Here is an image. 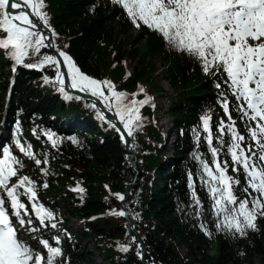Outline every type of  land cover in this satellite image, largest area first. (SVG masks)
<instances>
[{"label":"snow or ice","instance_id":"obj_1","mask_svg":"<svg viewBox=\"0 0 264 264\" xmlns=\"http://www.w3.org/2000/svg\"><path fill=\"white\" fill-rule=\"evenodd\" d=\"M113 2L122 6L134 26L143 24L155 30L167 47L195 57L205 73L215 69V73L223 78L216 80L215 86L225 85L217 98L228 119L220 118L214 136L210 110L201 116L203 139L211 153V162L200 148V130L194 131L197 144L193 156L198 161L199 182L211 197L216 229L232 235H246L248 228L257 227V217L264 216V0ZM45 7V0H0V32L3 33L0 47L14 61L13 70L17 65L54 68V75H45L44 81L55 82L54 86L70 99L72 93L66 90L65 71L61 69L62 64L66 65L71 88L90 93L98 102H103L106 111L112 113L111 117L99 109L97 103H92L91 107L97 110L101 119L107 120L110 127L116 128L125 144L137 147L135 133L142 130L144 121L141 108L154 101V97L142 85L136 92L129 93L118 90L110 79H98L83 71L67 50L58 48L53 42L52 37L59 33L50 23ZM49 31L50 35L46 34ZM32 54L37 60L26 63V58ZM139 93H144L142 99L138 98ZM229 93L235 98L240 119L255 122V126L246 125L247 137L239 131L236 118L232 116ZM152 107H155L154 103ZM44 135L53 147L62 142L51 130H46ZM128 138H132L131 141ZM69 139L78 142L75 136ZM214 140L217 143L214 144ZM246 140L250 142L246 144ZM15 144L24 156L34 160L35 165L48 163L47 158L37 155L31 144L25 145L20 138ZM222 153L230 156L231 168L236 175L229 173V161L221 159ZM25 166L23 159L11 148L3 149L0 155V264H64L61 235H55V243L42 234L33 236L32 239L42 246L37 248L18 234L21 230L39 234L37 225L48 228L46 221L52 222V228L59 227L55 211L39 199L37 180L28 174H20L19 170ZM241 169L243 182L239 178ZM39 171L47 174L49 169L40 167ZM187 176L192 202L198 209L202 208L193 171L189 170ZM43 185L47 186L46 180ZM77 188L81 192L84 190L79 183ZM114 195L125 199L124 193ZM119 213L125 214V209L121 208ZM25 225H28L26 229ZM200 226L211 234L207 225L202 223ZM63 231L67 233L66 229ZM131 239L135 241L137 237L133 235ZM117 247L127 252L131 245L118 243ZM137 255L144 258L143 245H139Z\"/></svg>","mask_w":264,"mask_h":264},{"label":"trees","instance_id":"obj_2","mask_svg":"<svg viewBox=\"0 0 264 264\" xmlns=\"http://www.w3.org/2000/svg\"><path fill=\"white\" fill-rule=\"evenodd\" d=\"M47 1L52 11V25L68 40V52L86 73L96 78L111 74L128 89H134L138 81L147 79L158 86L160 81L150 79L157 73L156 60L167 61L169 66L163 71L164 78L179 92V98L171 101L168 112L176 129L183 128L182 136L178 135L173 144L171 165L163 163L162 151L158 149L164 126L159 128L150 116L143 130L135 133L139 175L129 192L127 205L137 225L129 230L126 219L119 216L98 217L88 222L87 230L77 242L65 240L64 248L73 264H82L86 258H91L92 253L80 242L85 238L95 240L108 264H142L137 255L141 242L147 251L146 264H264V220L262 230L245 240L226 235L207 238L197 227L196 207L189 197L186 179V170L195 172L189 123H194L213 99L210 82L201 80L196 63L181 60L154 33L145 30L131 33L119 10L107 11L98 0ZM124 57L135 62L130 78H125L121 63ZM113 61L118 65L112 67ZM0 65L4 68L5 63L0 61ZM38 78L33 70L19 72L17 103L21 101L26 110L40 112L45 119L51 115L67 119L76 114L87 120L93 118L90 108L87 110L76 101L64 103L59 94L41 86ZM5 89L6 84H0V97ZM52 123L60 125V120ZM75 123L80 131L79 143L66 144L54 153L50 190L61 184L63 189L59 190L63 192L75 182L84 183V203L79 204L73 194L65 195L70 203L66 214L88 220L106 213L112 206L119 207L114 193L123 191L136 172L132 168L133 155L114 132H99L93 121L91 127ZM98 136H103V142H99ZM133 235L137 237L135 241L131 239ZM118 243L130 244L131 248L122 251Z\"/></svg>","mask_w":264,"mask_h":264},{"label":"rangeland","instance_id":"obj_3","mask_svg":"<svg viewBox=\"0 0 264 264\" xmlns=\"http://www.w3.org/2000/svg\"><path fill=\"white\" fill-rule=\"evenodd\" d=\"M131 33L136 34L137 31L132 30ZM126 63H127L128 68H132L134 66V62H132V61L131 62L127 61ZM161 63H162V61L159 59L157 62L158 66ZM161 68L162 67H160V69ZM158 78L160 79V82H159L160 88H162L164 90V92L159 95L158 101H159V104L161 105V110L158 111L157 118L160 120V124L166 125L165 129H166V132H168V130L172 128L171 127L172 121H171V119L168 118V116L166 114V107H167V102H168L169 96H172L174 94V92L169 86H167L165 80L163 79V73L162 72L160 73ZM166 149L169 151V153H171V147L169 145L166 147ZM72 221H73V223L71 222V225L73 226V228L80 226L79 222L76 221L75 219H73ZM87 244H89V246H91L93 248L91 241H87ZM99 260L103 261L102 259H99Z\"/></svg>","mask_w":264,"mask_h":264}]
</instances>
